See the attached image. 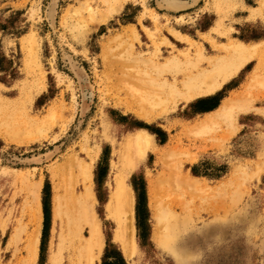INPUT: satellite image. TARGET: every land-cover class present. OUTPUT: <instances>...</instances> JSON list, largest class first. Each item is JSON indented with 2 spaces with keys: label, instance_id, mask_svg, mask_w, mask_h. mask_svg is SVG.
<instances>
[{
  "label": "rangeland",
  "instance_id": "rangeland-1",
  "mask_svg": "<svg viewBox=\"0 0 264 264\" xmlns=\"http://www.w3.org/2000/svg\"><path fill=\"white\" fill-rule=\"evenodd\" d=\"M216 1L0 0V264L25 262L36 185L43 217L35 264H49L61 230L54 187L66 178L76 194L92 187L103 235L96 264H181L154 238L158 204L182 221L174 241L190 253L185 264H264V71L252 79L255 59L215 94L179 102L152 121L127 109L157 76L145 73L156 62L185 52L194 58L198 47L212 58L231 40L264 41V0ZM163 74L173 80L167 68ZM236 93L254 109L237 113L234 127L222 117L199 130L207 112ZM138 129L152 133L157 148L126 177L137 250L128 256L107 202L121 145ZM72 246L67 240L62 264Z\"/></svg>",
  "mask_w": 264,
  "mask_h": 264
},
{
  "label": "bare ground",
  "instance_id": "bare-ground-1",
  "mask_svg": "<svg viewBox=\"0 0 264 264\" xmlns=\"http://www.w3.org/2000/svg\"><path fill=\"white\" fill-rule=\"evenodd\" d=\"M174 5L177 6V3H174ZM216 44L218 45L217 42ZM222 44L218 45L221 53L212 58L208 57V59H206L204 56V52H202V49L198 47L197 54H196L197 56L194 58L191 57L190 52H185L181 56L173 57L172 55L171 57H169V59H166L168 61L162 67H160L159 64L156 62V64H153V66H150L149 68H147L145 70V73L147 74V76L152 75L151 71L152 72L155 71L157 73V76L156 77L154 76V78L152 77L151 84L149 83L150 85L148 88L142 87L140 89V92H139L140 98L138 100L139 102L136 104V107L131 102L130 104H127V109H131L132 111L134 110L139 117L147 121H152L156 117L162 115V113L165 110L168 111L169 107L175 106L179 102L189 103V101H192L195 98L215 94L217 91H219L223 87L225 83H227L229 80L237 76L240 73V71L245 66H247L248 63H250V61L254 59L256 61V64L253 69L251 77L254 80L259 79L261 75V71H264V41H255L252 43H248V42H244L241 40H231L228 43L224 44L223 46ZM201 46L203 47V45ZM205 60L208 63V65L206 64L207 67H200L198 63L205 61ZM165 68H167L168 71L173 73L172 81L169 80L168 75L163 74V71ZM131 72H129V74ZM180 72L183 75L182 79H179L177 76L178 73ZM122 81H123V78H122ZM131 81L133 82L134 85L137 83V82L134 83V80H130L129 82ZM138 91H139V88H138ZM159 106L162 107L161 110L157 109V107ZM19 107H20V102H19L18 108ZM252 109H254V106L251 104V102L249 100L244 99L242 96L239 95V93L238 94L236 93L235 95H232L226 98L220 107L216 108V110L211 112L209 114V117H206L207 119L201 123V125L199 126V130L201 129L202 126H208L205 124L215 123V121L218 118H222V117L225 118L227 121H229V123H231V126L234 127V121L236 120L237 113L249 112ZM55 112L57 113V111ZM53 114L54 113L52 111V115ZM38 122H39V125L42 123L41 121H38ZM41 127L42 126H40V130H41ZM18 137L19 136H17L16 138ZM125 137L126 138L120 148V159L119 160H122L120 161L122 162V167L119 173H116L115 171L116 175L114 177V181L116 182L115 184L116 187H115V190L111 194L110 200L107 202V211L110 215L116 218L118 227H117L115 235L121 241L122 243L121 245L124 246L126 254L130 256L135 251L137 252L136 240H135V233H136L135 229L136 228L134 224L135 196H134L133 189L126 182V177L129 174V172H131L130 170L136 167L140 160L145 158L147 152L150 149L152 148L155 149L157 147H156V142L154 140V135L150 133L149 131H147V129H138L136 130V132H133ZM118 142L120 143V141ZM117 151H119V148ZM159 153H160V150H159ZM84 166L85 168L82 171V174L84 172L85 178L90 182L91 166H86V165ZM51 171L56 172V173L58 172L56 169H51ZM72 179H68V180L67 178L63 179V182L62 181L57 182V184H55V187H54L55 192H54V210H53L54 214L53 215H54V221L58 220L59 223L61 224V230L59 232V236H60L59 247L57 246L58 248L57 251H53L50 253L49 264H62L63 258L65 257L63 253L64 251L63 249L66 248L65 245L67 243V240L69 243H71V245H73V243L75 244V246L74 247L72 246L73 248L70 250L68 264H96V259L100 255L102 247H103V235H102L101 225H100V222L98 221L99 219H97L96 217V212L94 208V204H95L94 193H93L92 187L90 186V183H87L85 190L80 194H76V192L74 191L75 189L72 184V181H73ZM189 179H185V181L187 182V184L192 185L193 182ZM197 183H200V182H197ZM151 190L154 191V188ZM161 193H160V196L165 194V191L163 192L162 195ZM171 197H173V195ZM173 198H175V196ZM33 200H34L33 203L35 204L33 207V211H31L33 229L30 234H27V236L29 235L27 238V244H25L27 257L23 264H35L38 258V254H39L40 232H41L40 226H41V220L43 217L41 203L39 199V185H36V188L33 190ZM180 201L178 200L176 202L180 203ZM155 202L157 201L155 200L154 203ZM176 202H174V204ZM169 207H172V206H169ZM155 212H156L157 228L154 232V238L156 242H158L159 244L169 249L174 254V256L177 258V260L181 262V264H185L186 259L190 257V253L187 250H181L180 249L181 247L178 248L174 241L176 240L177 236H179L180 234V230H181L180 224L182 221H179L177 214L173 211V208L170 209L168 208L167 205L166 207H162L160 206V204H158L155 208ZM63 223L65 225L67 224V226L69 227L67 234L68 236L71 237L70 238L71 241H69L70 240L68 239L69 237L68 238L66 237V233H65L66 229H64L65 226L62 225ZM85 227L88 229V236L83 234V229ZM182 229L184 230V228ZM178 240L179 239H177V241ZM185 248L186 247H184V249Z\"/></svg>",
  "mask_w": 264,
  "mask_h": 264
},
{
  "label": "crops",
  "instance_id": "crops-1",
  "mask_svg": "<svg viewBox=\"0 0 264 264\" xmlns=\"http://www.w3.org/2000/svg\"><path fill=\"white\" fill-rule=\"evenodd\" d=\"M241 71H242V70H241ZM241 71H240V72H241ZM238 75H239V74H238ZM235 77H236V76H235ZM227 98H228V97H227ZM225 99H226V98H225ZM225 99H224V100H225ZM224 100H223V101H224ZM223 101H222V103H223ZM222 103H221V104H222ZM221 104H220L218 107H220V106H221ZM218 107H217V108H218ZM214 110H216V109H214ZM214 110H213V111H214ZM213 111H210V112H207V113H209V114H210V113H211V112H213ZM133 192H134V191H133ZM134 196H135V195H134Z\"/></svg>",
  "mask_w": 264,
  "mask_h": 264
}]
</instances>
